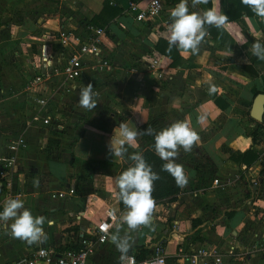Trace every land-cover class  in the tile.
<instances>
[{
  "label": "crops",
  "instance_id": "crops-1",
  "mask_svg": "<svg viewBox=\"0 0 264 264\" xmlns=\"http://www.w3.org/2000/svg\"><path fill=\"white\" fill-rule=\"evenodd\" d=\"M61 1L58 0L57 8L58 3L53 0H0V152L8 135L22 126V118L32 106L24 87V72H28L26 58L41 48L42 40L38 37L59 27L61 12L69 14L70 24L89 20L99 12L103 0ZM128 1L108 0L119 7V12L103 25L107 29L101 36L113 68L102 73L85 69L68 96L59 94L62 101L70 103L65 108L74 110L76 104L69 99L75 103L80 87L96 85L95 109H106L105 113L100 111L102 123L89 116L78 120L76 114L68 120L63 118L62 127L69 124L67 129L76 132L68 140L59 139L61 134H66L61 133L62 129L55 133L35 126L24 130L26 144L18 152L19 187L23 188L24 207L33 216L46 218L43 225L46 237L42 243L29 245L13 239L6 234L4 226L0 227V263L37 246H69L74 230L91 227L107 204L117 215L124 211L116 199L110 198V193L116 192L117 169L128 159L112 157L107 147L113 129L121 122L138 131L148 127L159 131L175 121H183L200 137L192 151L181 150L176 161L183 166L188 184L175 195L181 200L155 205L160 207L158 217L151 221L150 228L142 227L130 233L133 242L128 251H134L137 244L146 247L163 237L162 248L170 264H191L190 252L202 244L218 245L221 264H264V255L255 251L256 240L264 243V178L258 174L264 164V109L260 120L249 116L253 96L264 91V60L252 54L253 42L264 44V20L252 12L228 19L213 38L206 36L198 54L176 49L182 62L172 66L170 58L155 50L153 44L158 38L168 40L166 20L179 0L165 2L157 16L144 21L125 12ZM132 1L143 6L147 0ZM63 3L71 12L61 7ZM188 3L191 12L213 10L225 15L227 8L226 0H209L195 7L191 0ZM33 44L37 45V51H32ZM50 47L55 54L62 49L54 43ZM24 50H28V55L23 54ZM8 54H12L11 63L6 62ZM152 58L156 59L150 64ZM210 85L215 86L212 94L208 91ZM16 88L23 94L17 93ZM20 109L23 115L19 113L18 117ZM112 111H121L123 115L116 120ZM256 121L261 127L256 129L253 141L250 131ZM48 138L52 139L49 144ZM153 144V136L139 135L135 144L126 145L128 155ZM43 148L48 151H40ZM248 148L256 154L250 163L229 158L230 153ZM214 176L226 182L217 186L224 195L216 217L209 215L210 208L216 205L215 192H211L217 190L211 185ZM255 177V186L250 185L251 191L245 194L241 178L249 181ZM76 179L80 180L82 190L61 198L49 197L50 190ZM206 194H211L209 199ZM205 205L209 214L205 216L207 219H202ZM169 207H173L170 228L165 225L164 217L159 218L160 214L167 216ZM197 219L199 222L193 223ZM117 224L116 220L108 240L95 246L90 262L116 264L119 251L111 242V235ZM127 231L125 225L120 234L123 236ZM195 235L201 239L194 238ZM232 244L235 247L228 253L226 250ZM165 246L168 251L164 250ZM178 248L182 251L177 252ZM148 254L150 250L145 257Z\"/></svg>",
  "mask_w": 264,
  "mask_h": 264
},
{
  "label": "built area",
  "instance_id": "built-area-1",
  "mask_svg": "<svg viewBox=\"0 0 264 264\" xmlns=\"http://www.w3.org/2000/svg\"><path fill=\"white\" fill-rule=\"evenodd\" d=\"M167 0H147L143 6H138L136 1L129 0L125 12L130 13L136 20H149L157 16L162 5ZM60 25L52 31H46L38 38L41 48L37 53H31L26 58L28 72H24L25 90L29 94L32 106L22 118L21 130L9 134L4 141L0 152V210L6 198H15L23 201V188L19 187L21 181L18 152L25 147L24 130L35 126L55 133L62 129L65 120L60 115L58 99L61 96L54 90L53 85L64 90L76 86L83 70L89 69L94 73L110 71L114 63L105 52L101 39L106 34V26H97L88 21L69 23V14L60 13ZM58 44L62 48L54 53L51 44ZM156 58L151 59V63ZM227 181V180H226ZM250 185L256 184V179L249 180ZM219 177L211 178V185L222 186ZM82 190L80 180L65 183L61 187L49 191L50 198H61L75 194ZM110 198L115 200V192L110 193ZM160 202H155L160 204ZM160 207H155L151 221L155 220ZM115 212L110 205L103 207L102 216L89 228H77L73 232L71 244L67 247L37 246L32 251L19 255L0 264H94L89 256L96 245L109 238L111 229L116 219L110 213ZM116 213V212H115ZM117 215V213H116ZM118 216V215H117ZM0 223V227H2ZM150 254L142 259H137L133 251L125 254L119 252L116 264H170L168 255L164 253L162 245L158 242L149 244ZM235 246L229 245L226 250L231 253ZM182 249L178 248L177 252ZM255 251L264 255V243L255 244ZM191 264H221L219 247L216 244H202L194 248L189 254Z\"/></svg>",
  "mask_w": 264,
  "mask_h": 264
},
{
  "label": "clouds",
  "instance_id": "clouds-1",
  "mask_svg": "<svg viewBox=\"0 0 264 264\" xmlns=\"http://www.w3.org/2000/svg\"><path fill=\"white\" fill-rule=\"evenodd\" d=\"M241 4L251 12L264 20V0H240ZM193 7L199 4H207L208 0H191ZM168 25V48L170 53L173 48L179 51L196 55L200 46L205 41L209 27L221 28L227 21L226 15L217 14L213 10L204 12H189L188 0L179 2L170 9ZM252 54L260 60H264V44L255 41L252 44ZM209 94L215 91V86H209ZM76 105L79 108L92 111L98 102V93L94 91L91 83L79 88ZM139 135H151L154 138L153 148L155 154L165 163L161 171L167 172L175 181L177 187L183 188L188 184V176L181 164L176 161L179 152H191L199 141L198 133L190 125L183 121H175L159 131L148 127L143 131L129 128L121 122L113 129V135L108 143V152L112 157L124 158L132 161L128 167L115 178V198L124 205V211L118 216L110 213L118 221L115 232L111 235V242L117 251L125 254L132 246L130 233L138 231L142 227H151V219L155 209V200L152 197L154 182L160 179L158 173L153 172L151 166L145 161L140 152L128 155L126 145L135 144ZM44 216H33L31 211L24 207L20 199L6 198L3 208L0 210V223L7 229L8 235L13 239L22 240L29 245L42 243L46 234L43 225ZM9 221L11 224L9 225ZM51 226L52 221H48ZM126 225L127 233L121 235V229Z\"/></svg>",
  "mask_w": 264,
  "mask_h": 264
},
{
  "label": "trees",
  "instance_id": "trees-1",
  "mask_svg": "<svg viewBox=\"0 0 264 264\" xmlns=\"http://www.w3.org/2000/svg\"><path fill=\"white\" fill-rule=\"evenodd\" d=\"M170 1V0H167ZM227 1V8L225 11V15L228 17V19H233L235 17L240 16L242 13L244 14H250L251 10L247 8L246 6L242 5L240 0H226ZM209 2V0H208ZM119 12V7L115 4H110L108 0L102 1L101 9L98 13L93 14L88 22H91L97 26H103L106 24L109 18L113 17L115 14ZM189 12H191L189 8ZM167 23H171L170 19L167 18ZM209 32V36L213 38L218 29L215 27H209L205 25ZM206 38V37H205ZM153 48L160 53H163L164 55L168 56L170 58L169 64L174 66L177 63L182 62V58L179 56L176 48H173L172 51L169 53L167 51L168 48V40H165L163 38H158L155 43L153 44ZM261 124L260 122H255V125L250 131V137L251 140H255V131L256 129L260 128ZM52 141L51 138L47 139V144H49ZM145 161L151 166L153 172H156L159 174L160 179L156 180L154 182V190L152 192V197L155 200V202L163 201V200H172L174 199L175 195L179 192L180 187H177L174 179L164 171H161L163 163L165 161L161 160L154 151V148L151 147H144L139 151ZM255 153L251 151V149H245L242 152H232L229 154V158L233 159L234 161L242 162V163H250L255 158ZM132 161L128 160L123 162L120 167L117 169L115 173V178L122 174L123 171H125L128 167L132 166ZM259 176L261 179L264 178V164L259 169ZM116 188V187H115ZM119 208H124V205L122 202H118ZM199 222V220H194L193 223ZM195 237L200 238L199 236L195 235ZM201 239V238H200ZM163 237L159 240V243L162 245ZM150 250L148 246H144L143 244H137L135 245V250L133 251L137 259H142L145 257V254Z\"/></svg>",
  "mask_w": 264,
  "mask_h": 264
},
{
  "label": "rangeland",
  "instance_id": "rangeland-1",
  "mask_svg": "<svg viewBox=\"0 0 264 264\" xmlns=\"http://www.w3.org/2000/svg\"><path fill=\"white\" fill-rule=\"evenodd\" d=\"M53 1H56V3H58V0H53ZM42 2H43V0H42ZM61 2H64L63 0L61 1ZM59 7V3H58V6H57V8ZM61 7H64V9L65 10H68V12L70 11V9L63 3V5H61ZM71 12V11H70ZM40 31V29L39 30H37V32H39ZM23 46V45H22ZM37 45H35V44H33L32 45V51H37ZM18 50H20V48L18 49ZM21 53V52H20ZM23 54H25V55H28V50H24V53ZM7 58H6V62H8V63H11V62H13L12 61V59H11V57H12V54H8L7 56H6ZM21 84V83H20ZM93 87H94V91L96 90V92H97V89H98V87L96 86V85H93ZM53 88H54V90L58 93V94H60V95H63V96H68V94L71 92V90L72 89H74V88H72V89H67V90H64L62 87H56V86H54L53 85ZM15 91L17 92V93H21V89L20 88H18V90H17V88L15 89ZM19 91V92H18ZM16 93V94H17ZM21 94H23V93H21ZM78 100V99H77ZM69 101L72 103V104H76V102L74 103V101H72L71 99H69ZM69 102L68 101H66V100H64L63 99V101H62V99L60 100V107H59V111H60V115H61V117L62 118H64L65 120H68L69 119V117L71 116V115H75L74 117H76L77 116V118H78V120H80V119H85V118H87L88 116L89 117H91V118H93V120H95V121H98L99 123H102V121L100 120L101 119V117H100V115H102L101 113L102 112H100V111H103L104 113L106 112V109H93L92 111H89V110H85V109H82V108H79L77 105L75 106L76 107V109H74V110H72V109H67V108H65V106H69ZM99 108L101 107L100 105L98 106ZM22 109H20V111L18 112V117H19V113H21L20 115L22 116L23 115V111H21ZM113 112V111H112ZM115 112V113H114ZM113 113H114V115L112 116V117H114L116 120H117V116H119V117H122V115H123V113H121V111H114ZM106 117H108V115H105ZM110 117V116H109ZM100 118V119H99ZM65 122V121H64ZM21 123H23L22 121H21ZM69 127V124H66V126H63L62 127V131H61V133H66V134H61L60 135V140H62V139H64V140H68V139H72V138H74V135L76 134V132L74 133V131H71L70 129H67ZM73 128V127H72ZM74 129V128H73ZM19 130H21V127L19 128ZM11 131H14V129H12L11 128ZM11 131H9L8 133H11ZM5 134H3V136H4ZM6 137V136H5ZM58 139V140H59ZM50 146V145H49ZM47 148H48V146H47ZM48 151V149H46V148H43V149H41L40 151ZM51 163H53V162H51ZM120 167V166H119ZM52 171V170H51ZM242 180H241V183H242V186L244 187V188H246L245 190H243V192L245 193V194H249V191H251V188H250V182L247 180H244L243 178H241ZM255 179H256V177H255ZM181 189V188H180ZM217 190H213V191H211L212 193H214L215 192V195H214V198H216V202H214L216 205H214L213 207H211L210 208V211H211V213L209 214V212H207L206 210L208 209L206 206L207 205H205V206H203L202 207V213H201V216H202V219H207L205 216L207 215V214H209L210 216H214V217H216V216H218L219 214H220V211H221V207H220V199H222V197H223V195H224V193L222 192V190H220V188L219 187H217L216 188ZM217 192V193H216ZM208 193V192H207ZM210 196H211V194H209V195H205V197L206 198H210ZM174 199H180V198H177L176 196H175V198ZM197 200L199 199V198H196ZM181 200V199H180ZM164 201H166V200H163V202ZM168 201V200H167ZM201 201H203L202 199H201ZM231 206V205H230ZM173 207H169L168 209V211H167V216L165 215V214H160V216H159V218L161 219V218H163V221L164 222H166V224L165 225H167L168 226V228H170L171 227V225H172V217H171V209H172ZM253 215H255V211H254V209H253ZM159 220V219H158ZM210 228L211 229H214L213 228V226H211L210 225ZM256 242L258 243L259 241L258 240H256ZM255 242V243H256ZM165 249V251H168V248H167V246H165L164 247ZM263 255V254H262ZM261 257V256H260Z\"/></svg>",
  "mask_w": 264,
  "mask_h": 264
},
{
  "label": "water",
  "instance_id": "water-1",
  "mask_svg": "<svg viewBox=\"0 0 264 264\" xmlns=\"http://www.w3.org/2000/svg\"><path fill=\"white\" fill-rule=\"evenodd\" d=\"M264 109V91L257 92L251 101L249 116L255 120H260Z\"/></svg>",
  "mask_w": 264,
  "mask_h": 264
}]
</instances>
